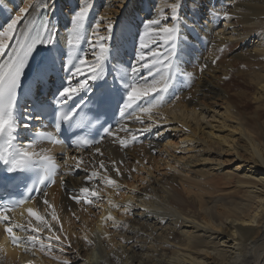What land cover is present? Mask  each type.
Instances as JSON below:
<instances>
[{
	"label": "bare ground",
	"instance_id": "6f19581e",
	"mask_svg": "<svg viewBox=\"0 0 264 264\" xmlns=\"http://www.w3.org/2000/svg\"><path fill=\"white\" fill-rule=\"evenodd\" d=\"M28 2L0 0V26ZM83 2L48 0L52 7L47 14H54L49 17L59 30L57 47L65 52L72 14ZM88 2L93 5L87 21L89 29L101 16L117 22L120 59L129 64L125 60L127 49L124 45L134 49L135 26L150 15L154 16L157 7H165L172 0ZM183 3L186 27L181 36L180 59L184 70L191 74L190 78H181L173 85L162 106L154 110L151 120L146 115L142 117L145 125L152 124L150 131L143 132L141 129L145 125L128 120L127 148L108 137L98 146L103 156L96 154L95 148L80 153L78 158L84 161L78 169L83 171L80 176H67L63 178V186L60 182L47 192V199L59 218V223L50 220L54 229L62 227V234L69 239L81 226L80 237L87 235L93 241L91 245L83 241L84 264H264V0H183ZM116 7L119 12L114 17ZM213 12L222 14L221 17L228 12L231 16V19H224L223 34L216 32L212 21L218 16ZM23 26V23L18 24L16 35ZM121 29L129 31L121 33ZM100 34H105L103 26ZM257 38L260 44L250 46ZM232 39L235 42L229 49ZM15 43V38L9 41V51ZM82 47L85 52L90 51L86 43ZM56 57L60 62L58 52ZM193 79L197 80L196 85ZM172 92L178 94L173 97ZM181 131L189 132L187 153L193 150L194 144H198L200 152L209 154L213 147L219 148H216L220 151L215 161L204 160L208 164L219 163L218 170L213 164L195 170L193 178L183 173L180 166H193L183 165L181 159L173 156L176 145L172 133ZM131 134L139 138L135 145H132ZM120 135L125 134L121 132ZM41 148L47 147L41 146L38 150ZM223 154L233 155V160L241 164L225 172L222 167L230 161L223 160ZM101 159L108 167L112 160L123 161L122 176L110 173L118 180L119 194L94 178L97 190L100 186L104 188L106 198L103 202L98 200L94 206L77 203L72 199L73 194L86 186L88 173L101 171L93 167ZM108 199L116 205L131 202L130 208L136 211L131 225L126 220L129 213L122 210L115 212L116 220L123 221L127 228L121 226L112 231V225L106 226L102 217L109 212L113 215ZM27 207H38L42 215L49 217L52 211L36 203ZM20 212H24V216ZM20 212L15 219L24 223L27 213L24 209ZM142 219L148 220L141 225ZM135 226H140V231H136ZM129 232L132 237L126 236ZM104 233H108L107 238ZM43 234L51 235L47 230ZM56 234L62 235L59 231ZM132 240L147 243L144 248L138 247L142 251L139 256L127 249ZM0 247L3 248L0 264H15L17 260L51 264L43 259L35 260L39 257L38 250H33L35 256L26 254L10 246L7 238L0 239ZM112 250L116 251L112 253Z\"/></svg>",
	"mask_w": 264,
	"mask_h": 264
},
{
	"label": "snow or ice",
	"instance_id": "6c2138e0",
	"mask_svg": "<svg viewBox=\"0 0 264 264\" xmlns=\"http://www.w3.org/2000/svg\"><path fill=\"white\" fill-rule=\"evenodd\" d=\"M50 7L52 6L48 0H37L35 3L29 0L24 7L18 9L16 15L9 17L0 26V190L7 191L9 186L14 187L20 182L24 184L26 192L19 197H13L11 193L0 196V227L14 248L21 249L26 254L32 253L33 256L34 249L44 253L51 252L52 241L61 245L60 250L63 251V242L60 235L56 234L57 231L63 233V228L54 229L50 223V220L59 223V218L54 206L47 199V191L43 190L55 183L59 165L45 149L37 150L38 143H62L60 137L64 133V125L70 130L83 128V118L78 120L76 117L91 105L88 109L92 113L89 126L92 121H98L100 116L109 113L125 121L116 130L111 125L104 124L100 128L106 136L113 137V143L127 148L129 129L126 121L135 120L145 125L142 117L146 115L151 120L154 110L162 106L173 85L181 78H190L191 75L184 70L180 59L181 36L186 27L185 17L182 15L183 0H172L165 7H157L154 16L150 15L141 20L140 25L135 26L137 30L132 33L135 57L131 64H125L120 59L117 22L101 16L89 29L87 21L93 5L88 0H84L72 14L70 28L67 30V52L59 49V30L47 14ZM213 15L218 16L219 13L213 12ZM223 16L231 19L228 12H224ZM20 23L24 26L19 35H16ZM102 26L105 33L103 35L100 34ZM120 31L124 33L129 29ZM13 38L16 43L9 51V41ZM84 43L88 45L90 57L82 47ZM219 51L222 52L223 48ZM57 52L60 57L59 71L64 75L60 77L61 83L52 93L54 103L47 105L52 108L48 115L52 118L54 131H35L32 138L22 143L21 131L31 130L33 121L43 120L45 113L37 111L33 114L27 107L21 113L20 95L22 92L31 93L33 89L39 95L45 85L55 83L53 74L56 72ZM215 59L218 60L219 57ZM46 104L47 102H43L39 107L43 108ZM151 127L152 124H147L141 131L148 132ZM121 132L125 135L121 136ZM73 136L76 147L101 143V140H90L86 136L76 135L75 132ZM136 140V135L131 134V141L134 143ZM95 153L103 156L99 147L95 148ZM73 159L76 161L73 169H81L84 163L82 158ZM110 163L111 167H108L101 159L98 165H93L101 171L88 173L86 186L81 187L79 193L73 194L72 199L90 206L103 199L94 178H98L106 187L116 189L119 194L118 180L110 173L114 172L116 177L122 176L123 161L112 160ZM64 183L61 179L62 186ZM107 202L114 208L123 207L125 213L131 207L130 201L125 205H116L111 199ZM32 203L44 205L46 211L52 209L50 217L42 215L38 207L25 208V205ZM20 209L27 213L24 223L15 219ZM20 215L24 216V212H20ZM102 220L111 221L115 228H127L111 212L102 217ZM45 230L51 235H43ZM104 236L107 238L108 233H104ZM83 239L90 245L93 243L87 235ZM0 251H3L2 247ZM28 264H32V261ZM63 264H68V261H63Z\"/></svg>",
	"mask_w": 264,
	"mask_h": 264
},
{
	"label": "rangeland",
	"instance_id": "374dc122",
	"mask_svg": "<svg viewBox=\"0 0 264 264\" xmlns=\"http://www.w3.org/2000/svg\"><path fill=\"white\" fill-rule=\"evenodd\" d=\"M35 2V1H34ZM119 12V9L118 7H116L114 10H113V16L116 17L117 14ZM222 14H219L218 17L214 18L212 23L214 24V27L216 29V32H219V33H224L223 31L221 32V30L224 29V25L226 24L224 22V17H221ZM221 17V18H220ZM220 18V19H219ZM200 22H201V19H199ZM206 20H202V22L206 23L205 22ZM208 22V20H207ZM255 41L252 42V44L250 46L253 45V43L255 44H260V41L259 39H254ZM235 42V40H231V43L228 44V47L229 49H232L231 47H233V43ZM91 56V52L89 54ZM193 84H197V80L196 79H193L192 80ZM255 106V104H254ZM188 133L187 131L185 132H174L172 133V136L174 137V145H176V149L175 150H172V153L174 152V157H177L179 159H181V163L184 165V164H191L193 166V168H189V167H182L180 166V168L183 170V173L186 174V175H189L191 178H193L195 176V170H201L203 169L204 166L206 165H216V168L217 166L219 165V163H213V164H208V163H205L204 160H206L207 158L210 159V160H216L217 156H218V151L220 150H217L219 149L218 147H213V151L211 154L209 153H204L203 152H200V147H198V144H194L193 146V150L190 151L189 153H187V150L189 149V145L186 143L188 142L187 140V136H188ZM228 133H224V135H227ZM200 136H202V134H200ZM197 143V142H196ZM217 148V149H216ZM202 150V149H201ZM215 150V151H214ZM226 156V157H225ZM222 159L225 160V161H230V163L224 167H222V169L227 172L228 170H230L231 168H236L237 166H239V164H241V161L239 160H233L234 157L233 155H230V154H223L222 156ZM233 161V162H232ZM213 165V166H214ZM218 170V168L216 169ZM79 177V176H78ZM170 178V175L168 176ZM152 187H154V185H152ZM142 191H145V188H141ZM148 190V189H147ZM99 191L100 193L103 195V199H101L100 201L103 202L104 198H106V195L103 193L104 191V188H101V186L99 187ZM137 201H139L137 199ZM118 202L121 203V201H119L118 199ZM121 204H125V203H121ZM124 210L123 207L121 208H114L112 207V213H113V216L116 218L118 217L115 212H120ZM135 210L133 209H128L127 213H129V217L126 218V220H128L130 222V225L133 223V220H134V217H135ZM148 219H142L140 224L143 225ZM109 225H112V222L111 221H107L106 222V226H109ZM81 228V226H80ZM80 228L77 227L76 229V233L72 235L71 238H67L65 239V235H61L60 238L61 241L63 242L62 244V247H63V251L60 250L61 248V245H58L57 242L54 243L53 245V250L49 253H44V252H41L39 251V257L38 259H35V260H39V259H43L42 261H45L46 263H53V264H56V263H59V264H63V261H68V264H84L83 263V256L85 254V251L84 248H82V244H83V241L84 239L80 237ZM118 228H115V227H111V230L112 231H117ZM135 230L136 231H140V226H135ZM161 232H159L160 234ZM127 237H132L133 235L129 233H126ZM44 235V234H43ZM67 237V236H66ZM133 241V240H132ZM134 241H138V240H134ZM133 241V243H131V247H127L128 251L130 252H136L137 253V256H139V254H142V251H140V249H138L139 246H142L143 248L146 246V242L142 245V244H139V243H135ZM69 244L71 245L69 247ZM135 244V245H134ZM133 246L136 247L133 249ZM81 247V248H80ZM132 248V249H131ZM82 250V251H81ZM116 251V250H115ZM114 250H112V253L115 252ZM144 252V251H143ZM96 254V253H95ZM127 253L124 254V256H126ZM80 256V258H79ZM119 257V254L118 256ZM123 257V256H122ZM121 259V258H120ZM24 263H23V262ZM27 261V260H26ZM26 261L24 260H17V262L15 264H28V263H25Z\"/></svg>",
	"mask_w": 264,
	"mask_h": 264
}]
</instances>
